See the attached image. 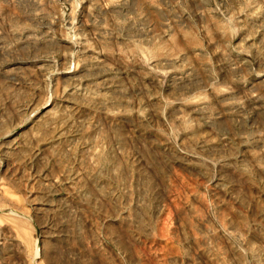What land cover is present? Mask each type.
Masks as SVG:
<instances>
[{
	"label": "rangeland",
	"instance_id": "rangeland-1",
	"mask_svg": "<svg viewBox=\"0 0 264 264\" xmlns=\"http://www.w3.org/2000/svg\"><path fill=\"white\" fill-rule=\"evenodd\" d=\"M0 264H264V0H0Z\"/></svg>",
	"mask_w": 264,
	"mask_h": 264
},
{
	"label": "bare ground",
	"instance_id": "bare-ground-1",
	"mask_svg": "<svg viewBox=\"0 0 264 264\" xmlns=\"http://www.w3.org/2000/svg\"><path fill=\"white\" fill-rule=\"evenodd\" d=\"M59 44V43H58ZM257 113V112H256Z\"/></svg>",
	"mask_w": 264,
	"mask_h": 264
}]
</instances>
